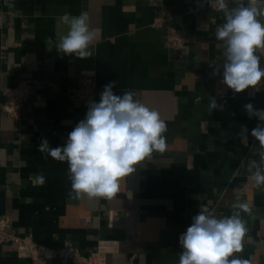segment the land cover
Masks as SVG:
<instances>
[{
  "label": "crops",
  "instance_id": "1",
  "mask_svg": "<svg viewBox=\"0 0 264 264\" xmlns=\"http://www.w3.org/2000/svg\"><path fill=\"white\" fill-rule=\"evenodd\" d=\"M211 1L0 0V216L12 232L52 248L68 240L86 254L104 253L105 264H179V236L199 210L231 216L239 198L249 212H241L247 231L233 255L264 264V186L255 185L247 164L259 159L250 135L258 121L244 108L264 109V78L259 91L235 93L223 83L224 46L215 33L225 18ZM65 12L88 16L91 57L57 51L68 31L59 21ZM170 28L183 38L181 48L168 44ZM85 70L96 73V102L116 82L114 94L134 92L167 125L165 150L135 165L110 199L69 196L67 161L37 151L42 139L64 146L85 118L73 98ZM25 77L36 81L33 96L15 119L3 112L2 93ZM0 264L29 262L8 243L0 245Z\"/></svg>",
  "mask_w": 264,
  "mask_h": 264
},
{
  "label": "clouds",
  "instance_id": "2",
  "mask_svg": "<svg viewBox=\"0 0 264 264\" xmlns=\"http://www.w3.org/2000/svg\"><path fill=\"white\" fill-rule=\"evenodd\" d=\"M217 4V10L225 18L215 33L224 46L223 83L235 93L249 88L259 91L264 78L260 60L264 56V0H249L247 6L233 8H229L226 0H217ZM88 20L84 13L73 16L65 12L59 18L68 27L55 45L59 53L74 54L81 59L92 56L90 46L96 37ZM47 39L51 41L50 37ZM115 86L116 82L105 85L100 101L89 103L85 118L68 134L64 146L51 148L46 139L37 146L38 152L60 162L67 161L69 196L110 199L118 192L120 179L133 173L135 165L166 148V137L162 134L167 131V125L158 112L134 99L132 91L114 94ZM214 108L217 103L212 98L210 109ZM244 108L249 118L258 121L250 135L260 145L259 159H251L247 164L250 171L254 170L255 185L261 187L264 186V109H256L251 103ZM248 132L242 126L241 136L247 139ZM37 182L43 185L45 177L38 176ZM232 208L231 216L220 218L207 207L199 210L179 236L182 248L179 264H249L247 259L233 255L243 249L247 229L241 212H249V207L237 198Z\"/></svg>",
  "mask_w": 264,
  "mask_h": 264
},
{
  "label": "built area",
  "instance_id": "3",
  "mask_svg": "<svg viewBox=\"0 0 264 264\" xmlns=\"http://www.w3.org/2000/svg\"><path fill=\"white\" fill-rule=\"evenodd\" d=\"M217 8L216 0L210 2ZM168 44L181 48L184 45L183 38L173 28H170ZM36 81L32 78H21L16 85L3 90L1 108L8 116L21 119L22 113L33 96ZM73 98L81 102L86 113L90 102H96L97 83L96 73L93 70L82 71L73 90ZM14 244L16 254L25 259L29 264H69L76 261L80 264H105L104 253L92 252L86 254L76 248L70 241H64L60 247L52 248L36 242L32 236H20L11 231V220L0 216V245Z\"/></svg>",
  "mask_w": 264,
  "mask_h": 264
}]
</instances>
